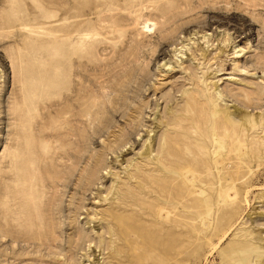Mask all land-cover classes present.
Wrapping results in <instances>:
<instances>
[{"label":"rangeland","instance_id":"1","mask_svg":"<svg viewBox=\"0 0 264 264\" xmlns=\"http://www.w3.org/2000/svg\"><path fill=\"white\" fill-rule=\"evenodd\" d=\"M0 264H264V0H0Z\"/></svg>","mask_w":264,"mask_h":264},{"label":"bare ground","instance_id":"2","mask_svg":"<svg viewBox=\"0 0 264 264\" xmlns=\"http://www.w3.org/2000/svg\"><path fill=\"white\" fill-rule=\"evenodd\" d=\"M151 26H154V23H147L146 24V29H148V28H150ZM181 51L179 50V52L178 53H180ZM215 143H217V146H218V150H215L214 152H213V157H215V158H213L214 160V164H215V166H216V168L215 169H217V166L219 165V164H221L222 163V161H223V157H222V155L220 154V149H221V147L223 146V144H222V142L220 143V142H217L216 140H215ZM145 153L146 154H148L149 153V150L148 149H145ZM183 177H184V179H183V183L184 184H188V182H191L193 179H195L194 178V175H193V173H192V171H191V169H185L184 170V175H183ZM227 188V187H226ZM225 188V190H224V193H225V195L227 196V197H232V196H234V193H231V192H229V190L232 188V186L231 187H228L227 189ZM220 197V196H219ZM205 202H206V200H205ZM219 203H220V201L219 202H217V206H219ZM159 205V206H158ZM156 208V215H157V217L159 218V219H161V220H163V221H171L170 220V217H171V215H172V213H171V211L169 210V209H165V208H163V207H160V204L158 203V204H156V205H154ZM158 206V207H157ZM208 214H209V211H210V208H208ZM202 225H204L205 227H209L210 226V221H208L207 222V224H204V223H202ZM170 225L168 224V227H169ZM122 227V226H121ZM137 227L138 228H140V225H137ZM171 228H173V227H171ZM184 230V235H185V238L186 239H182V238H179V237H176L175 235H169V234H166V236H167V238H172V239H178V240H180L181 242H183V244H182V246L181 247H188V246H190L191 245V241L189 240V235H190V233H191V230L189 229V228H183ZM135 231V229L132 227V228H121V232L124 234V239L126 240V241H128L130 238H131V234H133V232ZM134 235V234H133ZM135 237H137L136 235H134ZM138 239H140V237H138ZM88 247H90V243H89V245H88ZM178 249L179 248H177L176 250H175V255L176 256H178V254H180L181 252H178L177 253V251H178Z\"/></svg>","mask_w":264,"mask_h":264}]
</instances>
